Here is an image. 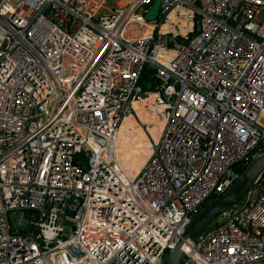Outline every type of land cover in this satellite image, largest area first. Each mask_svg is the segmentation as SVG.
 Here are the masks:
<instances>
[{
    "label": "built area",
    "instance_id": "2783aa9c",
    "mask_svg": "<svg viewBox=\"0 0 264 264\" xmlns=\"http://www.w3.org/2000/svg\"><path fill=\"white\" fill-rule=\"evenodd\" d=\"M156 1L0 0V264H163L264 150V0ZM182 264H264V174Z\"/></svg>",
    "mask_w": 264,
    "mask_h": 264
},
{
    "label": "water",
    "instance_id": "95a60500",
    "mask_svg": "<svg viewBox=\"0 0 264 264\" xmlns=\"http://www.w3.org/2000/svg\"><path fill=\"white\" fill-rule=\"evenodd\" d=\"M153 12L147 16L149 22H156L159 17L158 0L155 2ZM264 174V150L256 153L243 166L239 180L224 195L210 201L194 217L187 227L184 236L178 245L169 252L163 264H182L188 247L193 245L201 234L208 229L221 216L229 213L240 202L246 199L258 179ZM13 229L22 231L27 228L28 221L13 213L9 217ZM187 243L186 246L184 244ZM184 246V247H183Z\"/></svg>",
    "mask_w": 264,
    "mask_h": 264
},
{
    "label": "bare ground",
    "instance_id": "6f19581e",
    "mask_svg": "<svg viewBox=\"0 0 264 264\" xmlns=\"http://www.w3.org/2000/svg\"><path fill=\"white\" fill-rule=\"evenodd\" d=\"M139 118L147 125L152 137L157 140L164 126L163 110L158 107H151L149 110L143 106H136ZM137 122L134 118H127L122 126L117 143L119 157L123 158L122 163L128 168L133 167L131 160L141 152L145 147V137L141 131H138Z\"/></svg>",
    "mask_w": 264,
    "mask_h": 264
},
{
    "label": "trees",
    "instance_id": "16d2710c",
    "mask_svg": "<svg viewBox=\"0 0 264 264\" xmlns=\"http://www.w3.org/2000/svg\"><path fill=\"white\" fill-rule=\"evenodd\" d=\"M149 72H150L149 70L145 71L143 78H142V81H141V85L143 86V88L145 90H147L150 86H153L155 84V83H150L153 80L149 79V77H148ZM236 169L241 173V171L243 169V165L237 166Z\"/></svg>",
    "mask_w": 264,
    "mask_h": 264
},
{
    "label": "rangeland",
    "instance_id": "374dc122",
    "mask_svg": "<svg viewBox=\"0 0 264 264\" xmlns=\"http://www.w3.org/2000/svg\"><path fill=\"white\" fill-rule=\"evenodd\" d=\"M160 2H161V0H158V4H159V6H160ZM155 4H156V3H155ZM154 6H155V5H154ZM154 6H153V9H154ZM153 9H152V13H153V16H155V10H154V12H153ZM136 120H137L138 123L140 122V120L142 121L141 118L138 119L137 117H136Z\"/></svg>",
    "mask_w": 264,
    "mask_h": 264
}]
</instances>
